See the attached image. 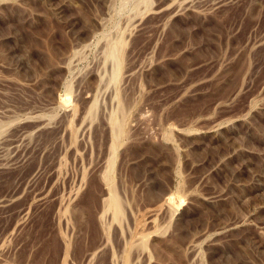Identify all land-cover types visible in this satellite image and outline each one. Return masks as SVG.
<instances>
[{
    "label": "rangeland",
    "instance_id": "obj_1",
    "mask_svg": "<svg viewBox=\"0 0 264 264\" xmlns=\"http://www.w3.org/2000/svg\"><path fill=\"white\" fill-rule=\"evenodd\" d=\"M0 264H264V0H0Z\"/></svg>",
    "mask_w": 264,
    "mask_h": 264
},
{
    "label": "bare ground",
    "instance_id": "obj_2",
    "mask_svg": "<svg viewBox=\"0 0 264 264\" xmlns=\"http://www.w3.org/2000/svg\"><path fill=\"white\" fill-rule=\"evenodd\" d=\"M167 202H168V200H167Z\"/></svg>",
    "mask_w": 264,
    "mask_h": 264
}]
</instances>
